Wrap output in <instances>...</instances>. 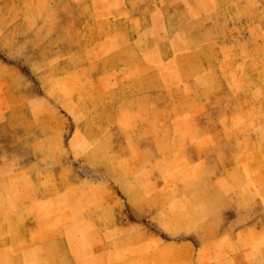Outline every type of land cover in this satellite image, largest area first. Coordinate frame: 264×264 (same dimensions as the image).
I'll list each match as a JSON object with an SVG mask.
<instances>
[{
  "label": "rangeland",
  "instance_id": "rangeland-1",
  "mask_svg": "<svg viewBox=\"0 0 264 264\" xmlns=\"http://www.w3.org/2000/svg\"><path fill=\"white\" fill-rule=\"evenodd\" d=\"M0 264H264V0H0Z\"/></svg>",
  "mask_w": 264,
  "mask_h": 264
}]
</instances>
